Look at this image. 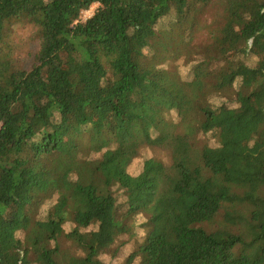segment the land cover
Listing matches in <instances>:
<instances>
[{"label":"trees","instance_id":"1","mask_svg":"<svg viewBox=\"0 0 264 264\" xmlns=\"http://www.w3.org/2000/svg\"><path fill=\"white\" fill-rule=\"evenodd\" d=\"M1 229L0 264H264V0H0Z\"/></svg>","mask_w":264,"mask_h":264},{"label":"rangeland","instance_id":"2","mask_svg":"<svg viewBox=\"0 0 264 264\" xmlns=\"http://www.w3.org/2000/svg\"><path fill=\"white\" fill-rule=\"evenodd\" d=\"M100 7L98 5H93L88 12L84 15V17L88 18L94 15ZM202 34V33H200ZM14 40H15V53L19 58H21L20 64L24 67H30L31 64V56L38 49V39L37 34L34 30L30 29H22V27L16 28L14 32ZM140 114L143 117L154 118L150 107L146 106L143 110L140 111ZM7 231L4 229L0 230V243L3 245L7 242L8 237H6ZM5 246V245H3Z\"/></svg>","mask_w":264,"mask_h":264},{"label":"built area","instance_id":"3","mask_svg":"<svg viewBox=\"0 0 264 264\" xmlns=\"http://www.w3.org/2000/svg\"><path fill=\"white\" fill-rule=\"evenodd\" d=\"M86 20H87V18H86V17H84L83 23H84Z\"/></svg>","mask_w":264,"mask_h":264}]
</instances>
